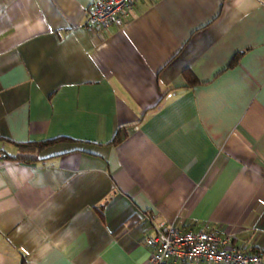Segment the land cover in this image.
I'll return each instance as SVG.
<instances>
[{"label": "crops", "instance_id": "obj_1", "mask_svg": "<svg viewBox=\"0 0 264 264\" xmlns=\"http://www.w3.org/2000/svg\"><path fill=\"white\" fill-rule=\"evenodd\" d=\"M92 1L0 0V264H145L160 225L263 254L264 0Z\"/></svg>", "mask_w": 264, "mask_h": 264}, {"label": "built area", "instance_id": "obj_2", "mask_svg": "<svg viewBox=\"0 0 264 264\" xmlns=\"http://www.w3.org/2000/svg\"><path fill=\"white\" fill-rule=\"evenodd\" d=\"M139 0H93L86 16L87 29L120 25ZM145 264H261L263 254H249L236 247L217 229L184 230L160 225L144 241Z\"/></svg>", "mask_w": 264, "mask_h": 264}, {"label": "trees", "instance_id": "obj_3", "mask_svg": "<svg viewBox=\"0 0 264 264\" xmlns=\"http://www.w3.org/2000/svg\"><path fill=\"white\" fill-rule=\"evenodd\" d=\"M237 57H238V54H236L231 59L229 65H228L229 67L232 66L233 64H235ZM188 80H189V78H188ZM129 126L130 125H122V126L117 127V129H116V131H115V133L113 135V138H112L110 143L113 144V145L120 143L126 137L127 128ZM61 140H63V139L56 138V139L46 140V141H42V142L15 144L16 145L15 153L10 155V156L7 155V158L11 159V160L23 162V163H26V164L35 163V162L40 161L38 156H39V153L43 149H45L48 146L53 145L56 142L61 141ZM97 210L100 213L101 210H102V205L99 206L97 208Z\"/></svg>", "mask_w": 264, "mask_h": 264}]
</instances>
